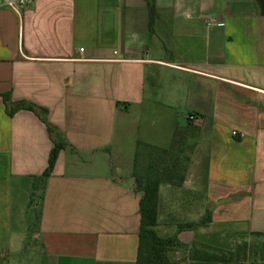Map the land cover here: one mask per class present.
<instances>
[{
    "label": "crops",
    "instance_id": "1",
    "mask_svg": "<svg viewBox=\"0 0 264 264\" xmlns=\"http://www.w3.org/2000/svg\"><path fill=\"white\" fill-rule=\"evenodd\" d=\"M154 1L150 22L147 0L0 4V264H136L138 140L190 156L183 184L158 186L156 232L189 245L173 259L264 232V0ZM4 96L46 108L68 142L28 244L54 143Z\"/></svg>",
    "mask_w": 264,
    "mask_h": 264
},
{
    "label": "trees",
    "instance_id": "2",
    "mask_svg": "<svg viewBox=\"0 0 264 264\" xmlns=\"http://www.w3.org/2000/svg\"><path fill=\"white\" fill-rule=\"evenodd\" d=\"M149 22L155 15L154 0H147ZM3 99L8 103L7 112L12 114L17 109H29L46 124V128L53 140L47 166L41 175L33 180L32 196L29 205L35 211V225L37 228L40 215V204L44 181L50 175L59 150L68 144L65 137L57 130L47 118V110L32 102H11L9 97ZM193 114L189 115L192 116ZM144 150L146 153H144ZM146 159V161H145ZM190 156L184 147L170 145L162 147L138 140L134 153L135 189L140 192L139 212L141 215L138 237V255L136 264H186L188 259L220 262L222 264H264V232H252L242 236L237 241L233 251L199 245L191 249L188 256L182 259H173L170 253L176 248L188 249L187 244L177 240V235L160 237L155 230L157 219L158 186L160 183L181 185L185 179L186 167ZM211 220V211L206 210L204 216L191 223L178 225L177 230L191 229L195 225H204ZM194 246V245H192Z\"/></svg>",
    "mask_w": 264,
    "mask_h": 264
},
{
    "label": "built area",
    "instance_id": "3",
    "mask_svg": "<svg viewBox=\"0 0 264 264\" xmlns=\"http://www.w3.org/2000/svg\"><path fill=\"white\" fill-rule=\"evenodd\" d=\"M34 0H0V4L3 7H7L16 11H23L25 8L31 6ZM189 118V116H188ZM191 119H194L195 116H190ZM232 134H236V132L232 131Z\"/></svg>",
    "mask_w": 264,
    "mask_h": 264
},
{
    "label": "rangeland",
    "instance_id": "4",
    "mask_svg": "<svg viewBox=\"0 0 264 264\" xmlns=\"http://www.w3.org/2000/svg\"><path fill=\"white\" fill-rule=\"evenodd\" d=\"M144 153H146L145 150H144ZM145 161H146V159H145ZM27 218H28L27 220L30 222L31 218H32V214L31 215L28 214ZM32 221L35 222L34 219ZM33 222H32L31 232L26 237V242H25L26 244L31 243L33 241V234H35L34 232L36 231L35 230L36 229V225ZM170 255H171L170 257H172V258H173V256H175L174 252H171Z\"/></svg>",
    "mask_w": 264,
    "mask_h": 264
}]
</instances>
